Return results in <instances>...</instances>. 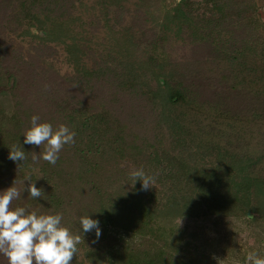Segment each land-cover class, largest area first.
Masks as SVG:
<instances>
[{
  "label": "trees",
  "instance_id": "1",
  "mask_svg": "<svg viewBox=\"0 0 264 264\" xmlns=\"http://www.w3.org/2000/svg\"><path fill=\"white\" fill-rule=\"evenodd\" d=\"M81 1L0 0L12 101L0 105V191L30 178L44 192L24 191L11 207L62 214L82 238L72 264H244L251 247L229 245L221 224L241 227L264 255V0H179L158 29H124L87 64L72 30ZM56 42L71 74L46 62ZM33 115L75 132L55 165L34 162L43 146L23 142ZM12 146L27 159L10 160ZM140 168L154 177L148 190L132 184ZM84 215L99 221V238L83 233Z\"/></svg>",
  "mask_w": 264,
  "mask_h": 264
},
{
  "label": "clouds",
  "instance_id": "2",
  "mask_svg": "<svg viewBox=\"0 0 264 264\" xmlns=\"http://www.w3.org/2000/svg\"><path fill=\"white\" fill-rule=\"evenodd\" d=\"M22 135L24 144L39 148L43 146L42 152H32V160L38 162L43 159L52 165L56 164L65 145L75 143V132L69 127L60 124L53 128L51 123L40 121L37 115L30 118V126L23 129ZM8 158L19 162L27 159V156L21 148L12 146L9 148ZM130 175L132 184L137 179L142 182L143 190L154 186V177L146 174L142 168L133 169ZM39 177L42 176L37 178ZM24 180L28 181L26 187ZM24 180L21 181V188L13 186V182L11 186L0 191V254L7 258L8 264H72L78 251L77 245L82 238L62 225V214H38L37 211H28L25 207H11L13 201L20 199L24 191L33 199L44 196L42 189L35 186L32 179ZM78 220L83 233L95 231L99 238L101 230L98 220L88 215L80 216ZM178 226H182L181 217ZM244 264H264V255L250 251Z\"/></svg>",
  "mask_w": 264,
  "mask_h": 264
},
{
  "label": "rangeland",
  "instance_id": "3",
  "mask_svg": "<svg viewBox=\"0 0 264 264\" xmlns=\"http://www.w3.org/2000/svg\"><path fill=\"white\" fill-rule=\"evenodd\" d=\"M179 0H82L76 7L74 13L73 34L80 38V45L83 47L85 56L82 57L83 63L89 61V56L98 53H107L113 45L114 38L122 40L124 29H130L131 33L138 35L147 29H158L157 22L165 10L172 8ZM122 7L124 9L123 18L120 24H114L115 12ZM260 17L264 20V7L259 10ZM114 24V26H110ZM143 26L138 32L136 26ZM112 27V28H111ZM16 41L22 42L28 46L31 36L16 37ZM70 43L71 40H66ZM56 54L54 57L46 60L47 64L60 74H71L73 72V63L65 50V43H54ZM1 69V68H0ZM1 72V71H0ZM3 73V72H2ZM1 74V73H0ZM6 76L0 75V105L5 109H12V101L7 92ZM238 225L230 224L227 227L224 224L219 226V233L230 236L233 233V241L229 245L244 249L251 247V251H257L253 246V238L247 237V232L236 229ZM244 227V225H242ZM221 253V250L218 249Z\"/></svg>",
  "mask_w": 264,
  "mask_h": 264
}]
</instances>
